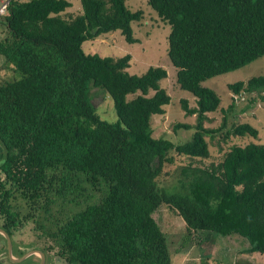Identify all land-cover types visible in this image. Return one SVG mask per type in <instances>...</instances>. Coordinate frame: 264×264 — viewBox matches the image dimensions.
Returning <instances> with one entry per match:
<instances>
[{
    "label": "trees",
    "instance_id": "trees-1",
    "mask_svg": "<svg viewBox=\"0 0 264 264\" xmlns=\"http://www.w3.org/2000/svg\"><path fill=\"white\" fill-rule=\"evenodd\" d=\"M79 1L80 12L66 15L68 0H9L0 16L1 70L13 75L0 79V229L13 242L31 222L46 264H173L154 216L164 205L184 223L180 248L205 232L239 236L247 253L264 255V144L234 146L216 165L184 168L180 189L157 183L174 154L209 159L206 137L224 129L226 118L218 129L203 127L221 100L202 82L264 56V0H147L169 25L167 56L178 87L196 99L193 109L182 102L196 127L178 144L152 136V116L170 103L160 86L166 70L130 75V55L83 49L116 31L136 43L132 24L142 11L126 0ZM93 89L111 99L115 121L92 105ZM228 90L264 101V76ZM232 134L258 132L244 123ZM30 258L22 264H38Z\"/></svg>",
    "mask_w": 264,
    "mask_h": 264
},
{
    "label": "rangeland",
    "instance_id": "rangeland-1",
    "mask_svg": "<svg viewBox=\"0 0 264 264\" xmlns=\"http://www.w3.org/2000/svg\"><path fill=\"white\" fill-rule=\"evenodd\" d=\"M2 1L4 0H0V5ZM68 1L71 2L72 7L65 14L79 13L80 1ZM126 5L131 11L141 10L143 13L142 19L132 24L133 35L137 42L128 44L123 36L116 31L85 42L83 44L84 52L113 58L128 54L131 57L127 69L130 75H142L151 66L165 69L167 78L160 82V86L170 96V103L165 107L163 115L152 116V136L156 139H170L174 144L182 143L191 137L196 127V115L186 114L182 102L186 101L187 108L193 109L196 108V99L189 92L181 90L176 82V69L167 56L169 25L157 16L148 5L147 0H126ZM4 35L3 18L0 17V39ZM1 66L2 60L0 59V79H10L13 76L12 73L1 70ZM255 76H264V56L240 69L202 82V86L215 91L221 100L219 109L215 113L207 114V120L204 121L203 127L207 130L218 129L221 127L223 119L226 118L225 128L215 133L213 137H206L210 153L209 159H193L174 154V162L164 166L163 175L157 180L161 188L180 189L181 184L187 180L182 173L184 168L216 165L224 153L234 146L243 147L249 143L264 144V101L255 95H234L228 90L230 84L239 81L246 82ZM132 97L134 96L129 95L127 98L131 99ZM91 103L102 119L109 122L116 120L112 101L104 92L93 89ZM244 123L257 130L256 138L249 135L239 137L232 134L236 126ZM176 125H186L189 129L179 128L175 131ZM154 216L167 237L173 264H264V255L247 253L248 242L236 235L222 237L204 232L196 235L195 242H192L191 245L180 248V240L185 234L181 218L164 205L154 213ZM33 226L29 222L13 236V260L21 257H16L17 250L25 253L32 250L40 251L38 247L41 243L34 235L36 231L33 232ZM6 247L4 240L0 237V264H22L23 262L18 263L10 260ZM38 260L40 261L39 254L31 256L29 259L30 262Z\"/></svg>",
    "mask_w": 264,
    "mask_h": 264
},
{
    "label": "water",
    "instance_id": "water-1",
    "mask_svg": "<svg viewBox=\"0 0 264 264\" xmlns=\"http://www.w3.org/2000/svg\"><path fill=\"white\" fill-rule=\"evenodd\" d=\"M0 235H2L4 238H5V241H6V250H7V254H8V257L10 258V260H12L13 262H23L24 260H26L27 258L35 255V254H39L40 256V261H39V264H45V255L40 252V251H37V250H32L30 252H26L25 254H23L20 258L16 259V260H13L12 259V241H11V238L9 237V235L3 231L2 229H0ZM58 263L61 262V260L59 258H56L55 259Z\"/></svg>",
    "mask_w": 264,
    "mask_h": 264
},
{
    "label": "built area",
    "instance_id": "built-area-1",
    "mask_svg": "<svg viewBox=\"0 0 264 264\" xmlns=\"http://www.w3.org/2000/svg\"><path fill=\"white\" fill-rule=\"evenodd\" d=\"M8 2H9V0H4V1L1 2V5H0V16L4 15L6 7L8 5Z\"/></svg>",
    "mask_w": 264,
    "mask_h": 264
},
{
    "label": "flooded vegetation",
    "instance_id": "flooded-vegetation-1",
    "mask_svg": "<svg viewBox=\"0 0 264 264\" xmlns=\"http://www.w3.org/2000/svg\"><path fill=\"white\" fill-rule=\"evenodd\" d=\"M53 264H63L62 262H57L56 260L53 261Z\"/></svg>",
    "mask_w": 264,
    "mask_h": 264
}]
</instances>
